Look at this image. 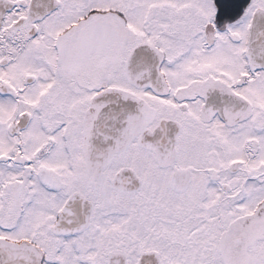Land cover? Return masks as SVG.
Returning <instances> with one entry per match:
<instances>
[{
	"label": "snow or ice",
	"instance_id": "6c2138e0",
	"mask_svg": "<svg viewBox=\"0 0 264 264\" xmlns=\"http://www.w3.org/2000/svg\"><path fill=\"white\" fill-rule=\"evenodd\" d=\"M0 264H264V0H0Z\"/></svg>",
	"mask_w": 264,
	"mask_h": 264
}]
</instances>
